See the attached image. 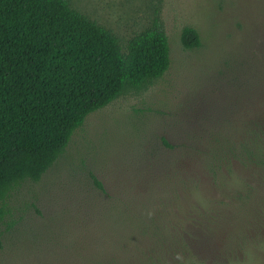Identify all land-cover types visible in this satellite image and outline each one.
<instances>
[{"label":"rangeland","instance_id":"1","mask_svg":"<svg viewBox=\"0 0 264 264\" xmlns=\"http://www.w3.org/2000/svg\"><path fill=\"white\" fill-rule=\"evenodd\" d=\"M70 1L123 47L159 16L171 65L90 114L42 180L12 192L0 264H264V178L193 176L188 153L241 98L237 43L248 36L243 52L264 49V0ZM186 26L199 31V48L183 46ZM11 219L20 222L8 231Z\"/></svg>","mask_w":264,"mask_h":264},{"label":"trees","instance_id":"2","mask_svg":"<svg viewBox=\"0 0 264 264\" xmlns=\"http://www.w3.org/2000/svg\"><path fill=\"white\" fill-rule=\"evenodd\" d=\"M181 41L189 50L202 45L192 26L182 29ZM250 42L243 36L237 43V64L245 72L241 98L219 125L192 139L193 176L202 172L219 183L264 178V49L256 56L243 52ZM170 65V41L159 16L123 47L70 0H0V219L11 216L12 192L27 181L39 183L90 114L131 89L150 86ZM180 148L177 162L185 158V146ZM20 221H5L8 231Z\"/></svg>","mask_w":264,"mask_h":264}]
</instances>
